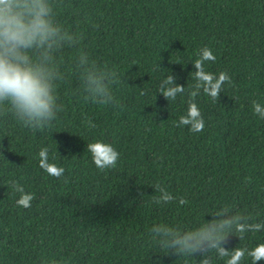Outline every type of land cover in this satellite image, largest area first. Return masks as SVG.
<instances>
[{
	"label": "trees",
	"instance_id": "1",
	"mask_svg": "<svg viewBox=\"0 0 264 264\" xmlns=\"http://www.w3.org/2000/svg\"><path fill=\"white\" fill-rule=\"evenodd\" d=\"M53 4L56 20L80 40L58 53L62 111L51 128L32 130L0 116V264L62 258L69 264H198L200 257L167 253L149 229L192 228L225 205L264 222V119L252 106L253 100L264 106V0ZM204 46L216 56L205 69L227 71L232 82L216 101L202 90L196 96L205 127L193 133L175 124L186 114L196 83L192 63ZM82 52L119 74L118 107L85 99L77 67ZM170 72L185 93L167 101L158 87ZM87 119L96 127H86ZM96 139L120 153L115 168L94 165L87 144ZM45 146L65 168L62 177L39 167ZM12 179L35 194L30 208L16 205L18 194L7 184ZM157 183L175 199L154 203ZM228 241L229 248H251L264 242V229ZM209 255L212 264H224L214 251Z\"/></svg>",
	"mask_w": 264,
	"mask_h": 264
},
{
	"label": "clouds",
	"instance_id": "2",
	"mask_svg": "<svg viewBox=\"0 0 264 264\" xmlns=\"http://www.w3.org/2000/svg\"><path fill=\"white\" fill-rule=\"evenodd\" d=\"M80 38L66 31L56 20L53 0H0V116H12L18 123L32 130L42 131L51 128L62 106L58 103V82L65 78L58 61V53L65 45L79 43ZM216 56L211 48L204 46L198 52L194 65L193 90L188 93V107L181 115L176 127L188 126L189 131H203L205 121L196 103V96L202 90L213 101L219 98L224 84H231L227 71L218 74L207 71L205 62H215ZM85 99L101 106H119L114 95V85L121 78L106 66H98L89 59L86 52L79 56L77 65ZM177 77L170 72L160 81L158 92L167 101L175 100L178 94L185 93V86L176 83ZM141 95H145L141 91ZM253 112L264 119V106L252 101ZM86 127L95 128L92 119L86 120ZM94 165L100 169L116 167L120 153L110 143L100 139L87 144ZM50 149L45 146L38 152L39 167L48 175L60 178L65 168L50 158ZM14 194L18 207L30 208L35 194L25 190L17 180L7 182ZM156 193L152 201L156 204L168 203L175 199L159 183L153 186ZM181 205L187 203L184 198ZM211 219H205L192 228L182 229L167 224H155L149 231L152 239L167 253L178 257H200L198 264H212L209 253L215 252L224 264H242L245 257L251 264L264 260V242L253 247L229 248L228 237L236 235L240 240L248 232L264 229V222H250L251 213L233 211L225 205L213 212ZM47 264H69L62 258L52 259Z\"/></svg>",
	"mask_w": 264,
	"mask_h": 264
}]
</instances>
